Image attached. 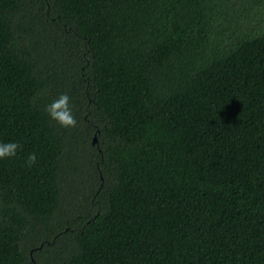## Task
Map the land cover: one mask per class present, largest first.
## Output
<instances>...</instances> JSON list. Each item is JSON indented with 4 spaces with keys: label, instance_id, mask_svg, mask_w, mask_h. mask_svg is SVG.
I'll use <instances>...</instances> for the list:
<instances>
[{
    "label": "trees",
    "instance_id": "16d2710c",
    "mask_svg": "<svg viewBox=\"0 0 264 264\" xmlns=\"http://www.w3.org/2000/svg\"><path fill=\"white\" fill-rule=\"evenodd\" d=\"M263 2L0 0V264H264Z\"/></svg>",
    "mask_w": 264,
    "mask_h": 264
},
{
    "label": "rangeland",
    "instance_id": "374dc122",
    "mask_svg": "<svg viewBox=\"0 0 264 264\" xmlns=\"http://www.w3.org/2000/svg\"><path fill=\"white\" fill-rule=\"evenodd\" d=\"M248 13H249L248 16H246L245 18L237 22L236 29L240 25H242L243 28H241L239 31H242L243 33H249L262 26V24L264 23V2L262 3V5L260 4L256 6L255 9L248 10ZM239 31H236L235 34L238 35ZM225 42H228V41H225ZM47 51L49 52L50 48ZM71 155L72 157L67 158V156H71ZM67 156H66L67 159L65 162V166H66L65 179L67 181L64 183V190H65L66 196H69V194L74 195L78 190L81 189V187H84L87 184V182L85 181L86 171H84V169L81 167L82 164L85 163V157H84L85 154L81 152L80 155L75 156L72 153V154H67ZM84 190H86V188H84Z\"/></svg>",
    "mask_w": 264,
    "mask_h": 264
},
{
    "label": "clouds",
    "instance_id": "9594fccd",
    "mask_svg": "<svg viewBox=\"0 0 264 264\" xmlns=\"http://www.w3.org/2000/svg\"><path fill=\"white\" fill-rule=\"evenodd\" d=\"M50 118L56 121L62 128L71 129L76 127L77 121L69 105V96L66 93L60 94L58 99L53 101L46 108ZM20 145L17 142L0 143V160L15 157ZM37 161V155L30 153L27 156L26 165L32 167Z\"/></svg>",
    "mask_w": 264,
    "mask_h": 264
},
{
    "label": "water",
    "instance_id": "95a60500",
    "mask_svg": "<svg viewBox=\"0 0 264 264\" xmlns=\"http://www.w3.org/2000/svg\"><path fill=\"white\" fill-rule=\"evenodd\" d=\"M96 142L95 136L92 137L91 144H94Z\"/></svg>",
    "mask_w": 264,
    "mask_h": 264
}]
</instances>
